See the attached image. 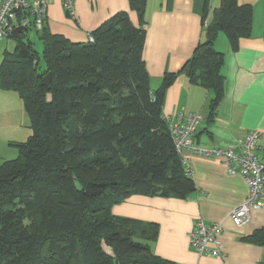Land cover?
Instances as JSON below:
<instances>
[{
  "label": "trees",
  "instance_id": "obj_1",
  "mask_svg": "<svg viewBox=\"0 0 264 264\" xmlns=\"http://www.w3.org/2000/svg\"><path fill=\"white\" fill-rule=\"evenodd\" d=\"M147 0L72 42L46 25L39 57L26 26L0 64V88L15 90L31 135L13 142L18 156L0 163V264H178L152 249L158 226L116 216L132 194L186 198L193 190L163 114L167 72L152 89L143 57ZM209 0L203 25L210 14ZM182 72L212 92L210 116L224 95L220 33L234 49L252 31V8L221 0ZM51 73L49 86L42 78ZM248 241L264 245V228ZM105 247L111 249L107 252Z\"/></svg>",
  "mask_w": 264,
  "mask_h": 264
},
{
  "label": "crops",
  "instance_id": "obj_2",
  "mask_svg": "<svg viewBox=\"0 0 264 264\" xmlns=\"http://www.w3.org/2000/svg\"><path fill=\"white\" fill-rule=\"evenodd\" d=\"M220 1L209 0L208 22ZM206 2L147 0L143 57L151 88L159 87L167 72L178 73L166 91L163 114L172 121H181L189 112H200L203 120L194 135L199 147L235 148L249 130L259 129L262 136L257 152L264 162V0H238L252 8V31L240 40L237 49L224 33L216 40V48L225 55L224 95L213 117L209 108L212 92L192 83L182 72L203 39ZM121 11H127L131 21L139 25L130 0H75L72 15L66 12L63 0H50L46 25L52 33L62 34L72 42H86L92 31ZM22 102L15 90L0 88V163L15 154L12 143L20 138L25 120ZM192 169L194 190L186 198L132 194L114 205L112 213L157 224L154 253L178 264H264V245L247 240L264 228V210H253L251 220L241 227L230 218L248 192L243 176L229 173L220 159L196 155L192 156ZM198 218L222 224L223 255H201L190 245V234Z\"/></svg>",
  "mask_w": 264,
  "mask_h": 264
},
{
  "label": "built area",
  "instance_id": "obj_3",
  "mask_svg": "<svg viewBox=\"0 0 264 264\" xmlns=\"http://www.w3.org/2000/svg\"><path fill=\"white\" fill-rule=\"evenodd\" d=\"M50 0H0V40L11 38L19 26H32L41 29ZM63 6L69 15L74 14L75 0H63ZM208 24L206 20L204 27ZM88 41H94L90 34ZM175 149L182 159L184 171L192 178V156L220 159L229 173H239L248 185L245 201L235 207L230 218L235 226L241 227L251 220L252 211L264 210V162L258 152V140L262 136L259 129L248 131L238 147L220 146L199 147L194 143V135L203 120L200 112H189L181 121H172L165 116ZM190 150L192 153H187ZM221 223H207L196 219L190 234V245L201 255L220 256L224 253Z\"/></svg>",
  "mask_w": 264,
  "mask_h": 264
},
{
  "label": "rangeland",
  "instance_id": "obj_4",
  "mask_svg": "<svg viewBox=\"0 0 264 264\" xmlns=\"http://www.w3.org/2000/svg\"><path fill=\"white\" fill-rule=\"evenodd\" d=\"M26 34L28 36V38H30L33 43H34V47L35 49L37 50L38 54H39V57L43 60V49H44V45H43V42L42 40L39 38V35L35 29V27H31L28 31H26ZM15 39L14 38H4L2 40H0V64H1V61L4 57V53L5 52H14L15 50ZM23 102H22V106H23ZM24 108V106H23ZM24 122L22 124L23 128H22V134L20 136V138L18 139V143L19 142H23V141H26L28 139V137L31 135L32 133V130L31 128L29 127L30 125V119H29V116L28 114L26 113V110L24 108ZM16 147V146H15ZM19 152L17 150V147H16V151H15V154L13 157H11L10 159H13V158H16L18 156ZM105 249L107 250V252L109 253H112L110 248L108 247H105Z\"/></svg>",
  "mask_w": 264,
  "mask_h": 264
},
{
  "label": "water",
  "instance_id": "obj_5",
  "mask_svg": "<svg viewBox=\"0 0 264 264\" xmlns=\"http://www.w3.org/2000/svg\"><path fill=\"white\" fill-rule=\"evenodd\" d=\"M24 30H25L24 26L16 27L14 30V36H17L21 31H24ZM51 79H52V75H51V73H48L47 75H45L42 78V80L40 81V85L41 86H49L51 83Z\"/></svg>",
  "mask_w": 264,
  "mask_h": 264
}]
</instances>
